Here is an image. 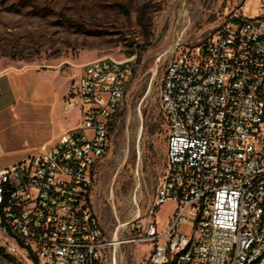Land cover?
I'll use <instances>...</instances> for the list:
<instances>
[{
    "label": "built area",
    "instance_id": "obj_1",
    "mask_svg": "<svg viewBox=\"0 0 264 264\" xmlns=\"http://www.w3.org/2000/svg\"><path fill=\"white\" fill-rule=\"evenodd\" d=\"M254 9L226 10L213 35L173 47L159 96L165 170L131 241L151 244L146 264L167 261L183 241L191 249L177 264H241L264 249V3ZM130 65L133 58L86 63L73 95L79 125L0 170V245L24 264H105L92 173L106 155ZM167 202L176 208L159 232L157 211Z\"/></svg>",
    "mask_w": 264,
    "mask_h": 264
},
{
    "label": "rangeland",
    "instance_id": "obj_2",
    "mask_svg": "<svg viewBox=\"0 0 264 264\" xmlns=\"http://www.w3.org/2000/svg\"><path fill=\"white\" fill-rule=\"evenodd\" d=\"M245 3L253 12L264 0H0V70L133 58L106 155L92 173L105 264H146L151 249L131 241L143 232L165 170L159 96L173 47L213 35L224 12ZM175 208L167 202L157 211L159 232ZM0 264L24 263L0 246Z\"/></svg>",
    "mask_w": 264,
    "mask_h": 264
},
{
    "label": "crops",
    "instance_id": "obj_3",
    "mask_svg": "<svg viewBox=\"0 0 264 264\" xmlns=\"http://www.w3.org/2000/svg\"><path fill=\"white\" fill-rule=\"evenodd\" d=\"M85 64L64 61L0 70V170L52 148L79 125L73 95Z\"/></svg>",
    "mask_w": 264,
    "mask_h": 264
},
{
    "label": "bare ground",
    "instance_id": "obj_4",
    "mask_svg": "<svg viewBox=\"0 0 264 264\" xmlns=\"http://www.w3.org/2000/svg\"><path fill=\"white\" fill-rule=\"evenodd\" d=\"M132 72V65L129 67V74ZM127 83H124L121 87L120 91V100L124 99V94L126 91ZM189 240H196V231H189ZM7 253L11 255H16L17 253L10 252V246L4 247ZM182 249H191V241H183L180 245H173L172 249L170 250V256H168L167 261L161 262L160 264H177L178 259H180L182 254ZM264 260V249H260V251L254 252V258H251L248 261H242L241 264H262Z\"/></svg>",
    "mask_w": 264,
    "mask_h": 264
},
{
    "label": "trees",
    "instance_id": "obj_5",
    "mask_svg": "<svg viewBox=\"0 0 264 264\" xmlns=\"http://www.w3.org/2000/svg\"><path fill=\"white\" fill-rule=\"evenodd\" d=\"M35 264H37L36 261H35Z\"/></svg>",
    "mask_w": 264,
    "mask_h": 264
}]
</instances>
